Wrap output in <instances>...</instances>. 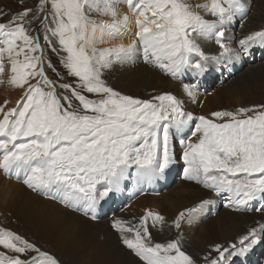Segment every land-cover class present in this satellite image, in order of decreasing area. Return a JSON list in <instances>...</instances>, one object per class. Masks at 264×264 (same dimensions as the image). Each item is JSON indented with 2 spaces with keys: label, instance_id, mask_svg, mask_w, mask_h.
<instances>
[{
  "label": "snow or ice",
  "instance_id": "snow-or-ice-1",
  "mask_svg": "<svg viewBox=\"0 0 264 264\" xmlns=\"http://www.w3.org/2000/svg\"><path fill=\"white\" fill-rule=\"evenodd\" d=\"M248 10L245 0H38L5 20L9 12L0 9V77L7 67V82L24 89L15 107L7 108V100L0 105V169L96 220L102 202L128 182L151 184L165 175L176 163V138L187 180L226 194L227 206L236 211H252L254 202L255 211H264V104L195 116L172 92L141 99L106 79L114 66L137 59L179 79L188 72L204 75L210 61L247 55L264 46V28L238 41L228 30ZM129 33L135 38L124 42ZM207 39L219 46L218 55L203 50L200 41ZM46 47L72 82H62L66 77L45 58ZM182 87L195 102L198 85ZM209 203L181 211L172 221L175 229L190 224ZM166 222L148 209L136 224L115 218L112 226L145 264H244L264 244V222H255L198 260L184 250L182 235L153 241L149 225ZM0 247L7 250L0 251V264H60L3 227ZM29 252L34 255L22 258Z\"/></svg>",
  "mask_w": 264,
  "mask_h": 264
},
{
  "label": "rangeland",
  "instance_id": "rangeland-1",
  "mask_svg": "<svg viewBox=\"0 0 264 264\" xmlns=\"http://www.w3.org/2000/svg\"><path fill=\"white\" fill-rule=\"evenodd\" d=\"M37 2L38 0H0V9L9 12V16L4 17V19L7 20L10 18L11 14L22 11L25 7L34 8ZM194 2L203 3L204 0H193V3ZM245 2L249 8L247 12V18L242 19L238 17L237 20L229 26L228 30V34L235 36L236 41L253 31L264 28V0H245ZM206 18L211 17L206 16ZM38 24L39 21H37L36 24L32 25L34 34L35 32L39 31L37 27ZM40 35L41 42L43 43V33L41 32ZM130 35L133 36L132 34ZM236 41H233V47H238ZM200 43L203 50L209 56L218 55L219 46L215 43L214 40H202L200 41ZM240 57L242 58V68H239L235 72H230L225 67H227L228 69L230 67L232 68V66L238 62L239 58H225L221 61H210L208 64V71L201 78L188 72L179 79L166 75L159 68L146 64L142 59H137L136 63L134 64L114 66L113 69H111L106 74V79L114 89L122 92L123 94L132 95L141 99H149L151 98V96L160 94L165 91L172 92L185 101L186 110L191 111L195 116L209 115L214 111H235L241 107H253L256 105H262L264 104L263 52L258 49L253 54L249 53L248 55H241ZM45 58L51 60V62L56 66L57 70L65 75L66 79L62 82H72L71 78H68L66 76V73H64V70L59 63L58 56L47 47ZM211 70H215V72L210 73ZM46 71L48 72L50 78L54 80L57 79V77L53 75L51 69L46 68ZM9 76L10 70L6 67L4 74L2 75V77H0V79L4 81L3 83H0V105H3L7 100L9 101V103L6 105L7 108L15 107L17 101H20L21 97L24 95V89L16 88L7 82ZM185 83H195L198 85V97L195 102L190 101L187 98L186 94L183 92L182 86ZM90 98L95 97L90 96ZM174 145L175 152L177 154L176 163L168 171H166L165 175L162 177L163 179L160 178L153 181L151 184L145 183L143 185H136L130 182L125 187V190L122 189V191L118 192L119 195L124 199L121 204H115V202L112 201L114 195L111 196L110 199L105 201L106 206H100V208H98V219L100 221L105 220V222H109L111 228L115 230V228H113L112 226V221L115 218H122V220L130 221L132 224H136L135 222H138L140 218L139 216H143L145 214L146 209H152L155 211L156 207L151 206L152 203L144 205L142 204V196L144 195L158 193L165 196V198L159 199V204L166 202V199L168 198L167 195L184 198L190 196L192 197L193 193H190L191 188L189 186L190 181L187 180L184 176L185 165L183 160L181 159V146L176 141V138H174ZM0 171L3 170L0 169ZM4 174L9 178L13 177V175H9L6 173ZM20 178L23 179L22 176ZM191 182L195 183L197 187L201 186L202 188L210 191L213 194V196L211 197L212 200H210V198L205 199L210 200L211 203H209L210 205L208 206V212H206V215L204 213L202 217L207 218L205 221H201V223H219L220 217L226 210H228V208L223 206H227V196L223 198L221 194L218 195L212 190L207 189L194 181ZM4 189V187L0 186V199L3 193H8V191ZM36 192H38L39 195H41V197L46 201L47 199H51L50 196L45 195L42 192ZM188 203L186 202L184 203V205ZM59 204L65 206L60 201ZM207 205L204 206V210H200V213H202L203 211L205 212ZM45 206L46 205L40 203L38 207H41L44 211L50 212L49 208ZM139 208H142V210H138ZM215 209L216 212H214ZM1 212L2 211L0 210V227L17 232L21 236L28 239L30 242L35 243L42 250L48 251L51 254L55 255L60 260V264H100L95 260L94 254L91 252V248L82 246V244L87 243V241H85L81 237L80 232H69L65 235L69 243L70 251H64L60 253L51 244H48L46 241H43L39 237H37V234L34 232L33 228L30 225L24 224L15 215H6L5 213ZM75 213L80 214L77 211H75ZM256 213L259 214L258 212ZM261 213L264 215V211H261ZM82 214L85 215L84 212H82ZM197 214L194 216L193 220L195 219L194 221H197L198 223L194 224H199L200 220L202 219L201 217L198 218L199 213ZM84 217L92 220L91 214L85 215ZM165 218L167 221L166 216ZM242 218L243 216L239 214V216L235 220L234 228L225 236V241L222 242L223 244H227L228 242L236 240L235 238L238 237L239 234L243 232L246 233V231L250 228L248 227L249 222L252 221H250L249 219L248 222L244 218ZM193 220L192 224L194 222ZM150 226L151 224L149 225V230L152 233V239L154 242L164 243L168 240L175 239L178 235H182L184 250L196 257L198 260L201 259L207 252L211 251L212 246L216 244L215 241H212L210 239H189L188 236L186 237L181 234L182 232L178 233L172 231L167 236L166 231L162 230V228L165 227V224L163 226L157 225L156 227ZM168 226L171 227L172 222H169ZM63 229H65V227H63ZM107 239L108 238L106 236L103 237V240ZM117 243L116 246L114 245L116 248L112 246L114 250L111 251V254L113 256L115 255V258L119 259V264H145V262L142 261L140 257L136 256L133 251L127 249L126 246H124L125 249L131 252V254H126V251L124 250H122L123 252L120 251V248H118L120 244L118 243L119 245H117ZM0 251L7 250L0 247ZM31 255H34V253L29 252L22 256V258L27 259ZM131 257L133 258V260ZM91 259H93V261ZM244 264H264V244L257 245L254 250L246 258H244Z\"/></svg>",
  "mask_w": 264,
  "mask_h": 264
},
{
  "label": "bare ground",
  "instance_id": "bare-ground-1",
  "mask_svg": "<svg viewBox=\"0 0 264 264\" xmlns=\"http://www.w3.org/2000/svg\"><path fill=\"white\" fill-rule=\"evenodd\" d=\"M121 7H123L126 10V5H121ZM130 34L132 33L127 34L123 38L124 42H128L131 39L135 38ZM258 49H260L264 55V46H255L252 49H250L249 53L253 54ZM241 62H242V58L239 57L238 62L234 64L232 68L231 67L229 69L227 67L225 68L230 72H235L239 68H242ZM214 72L215 70L210 71V73H214ZM202 76H199V78H201ZM129 183L130 182H128L126 186ZM0 186L4 187L5 188L4 190L8 191V193H3L4 195L2 194V197L0 199V210L2 211L1 213H5L6 215H10V214L15 215L24 224L30 225L33 228L34 232L37 234V237H39L43 241H46L48 244H51L58 252L62 253L64 251L65 252L70 251L69 243L65 236L67 233L80 232L81 237L85 241H87V243H83L82 246L90 247L91 252L94 254L95 260L98 261L100 264H119L118 263L119 259L115 258V255L113 256L111 254V251L114 250L112 246L114 245L116 246L117 242L120 244L119 245L117 243V245H119L118 248H120V251L124 250L126 251V254H131V252L127 251V249H125L124 245L122 244L120 239V234L118 233V231L116 229L115 230L112 229L109 222H105V220L100 221L99 219L96 221H92L84 217L85 215L82 214L83 211H79L67 206H62L61 204H59V201H55L52 198L47 199L46 201L41 197V195H39L38 192H36V190H33L29 188L26 184H24L23 179L17 178L15 175L9 178L7 175L4 174L3 171H0ZM189 186L191 188L190 193H193L192 197L190 196L184 198V197H174L171 195H167L168 198L166 199V202L161 204H159V199L165 198V196L163 195H160L158 193H153L142 196L143 205L152 203L153 205L151 204V206L156 207L155 211H159L162 215L167 217L168 222H166L165 227L162 228V230L166 231L167 236L172 231L178 233L182 232L181 234H183L186 237L188 236L189 239L190 238H195L197 240L210 239L212 241H215L216 243L218 242L222 243L223 241H225L224 239L225 236L228 233H230L231 230L234 228L235 220L239 216V214L243 216V218L246 221L249 222V219L250 221H252L249 222L248 227L254 226L255 222H264V215L261 213V211L258 212L259 214L256 213L257 211L253 212L255 211V207L259 205V202H254L252 211H248V212L238 211V213L233 208L223 205L224 207L228 208V210H226L224 214L220 217L219 219L220 222L218 221L219 223L202 224L201 221H205L207 218V217L206 218H202V217L204 213L206 215V212H208V206L210 205L208 204L205 212L204 211L202 213H200V211L198 212L199 213L198 218L199 217L202 218L199 224H194V223H198L197 221H194L195 220L194 219L193 224L192 222L190 224L184 223L182 224V227L179 231L175 230L173 224L171 227H169L168 225L169 222H172L181 211H183L186 208L196 206L198 205L199 202L207 198H210V200H212L211 197L213 196V194L210 191L202 188L201 186L197 187V185L195 183H192L191 181ZM125 187L123 188V190H125ZM221 195L223 198L226 197V194H221ZM123 200L124 199L122 198V196H120L119 193H116L112 201H114L115 204L120 205ZM186 202L189 203L184 205V203ZM40 203L46 205L45 207H48L50 212L42 210L41 207L39 208L38 206ZM101 206L102 207L106 206V202H103ZM140 209L142 210V208H139L138 210ZM75 211L79 212L81 215L75 213ZM214 212H216V209L214 210ZM63 227H65V229H63ZM242 234H245V232L239 234L238 237ZM105 236L108 238L107 240H103V237ZM238 237H236L235 239H238ZM91 260L93 261V259Z\"/></svg>",
  "mask_w": 264,
  "mask_h": 264
}]
</instances>
